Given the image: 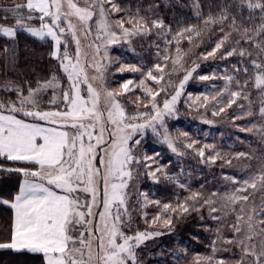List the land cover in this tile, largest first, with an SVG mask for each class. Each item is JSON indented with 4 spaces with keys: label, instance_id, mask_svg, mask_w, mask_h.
Here are the masks:
<instances>
[{
    "label": "snow or ice",
    "instance_id": "1",
    "mask_svg": "<svg viewBox=\"0 0 264 264\" xmlns=\"http://www.w3.org/2000/svg\"><path fill=\"white\" fill-rule=\"evenodd\" d=\"M192 7L196 17L202 18L200 0H193ZM233 9L240 10L241 14L247 9L250 26L246 27L243 21L238 22L236 15L232 14ZM121 11L114 0H24L23 3L13 0L10 5L0 0V12L4 13L0 20L12 19L15 22L14 26L0 24V33L15 38L17 32L22 30L41 41L51 38L53 50L50 56L58 61L69 82V87L64 88L55 74L37 80L35 87L26 81V88L15 87V100H0V158L28 165L12 168L0 164V172L16 173L23 177L11 199H0V204L8 205L13 210L8 238L0 240V250H9L17 255L39 254L43 257V264H142L137 250L149 238L162 234L140 231L132 226L128 190L139 175L138 166L143 164L146 169L144 174L157 182L160 178L158 173L168 180L174 179L163 173L161 167L152 168L159 154L155 157L145 154L143 159L134 154V149L142 142L136 137L139 135L143 138L150 129L173 152L177 151L165 118L175 114L184 86L195 72V67L184 69L186 53L180 48L181 40L186 38L191 43L193 34L199 38L200 30L197 26L189 25L176 32L172 40H165L166 45L175 42L176 54L164 55V65L158 63L154 66L157 74L154 75L153 69H149L139 84L129 79L119 88L109 89L104 76L108 67L105 63L108 45L118 43L121 36L127 39L146 35L153 29L158 30L157 35L165 37L171 33V26H166L163 19L145 20L139 17V10L136 17L114 22L110 20L112 12ZM36 19L40 21L39 27L31 25ZM73 19L78 23H73ZM203 22L209 27L219 26L222 33L215 47L202 54L205 59L214 58L221 49H225L222 59L233 55L248 59L251 72L249 67L240 69L235 66L234 71H242L249 79L243 84L237 81L240 90L230 91L234 77L225 76L224 89L219 95L231 97L226 107L235 104L236 98L249 101L244 117L259 115L262 123H253L241 131L255 132L264 140V0H233L231 6L219 8L215 15L209 12L207 17H203ZM126 24L131 27H126ZM225 25L228 26L227 31ZM234 32L239 39L230 44ZM81 36L84 39L93 36L88 45L94 50L91 59L83 52ZM73 42L75 50L70 52ZM241 43L249 44L255 55L252 50L238 47ZM101 49L104 50L103 55ZM4 51L7 53L9 49L5 47ZM169 61L173 65L172 72L183 70L185 74L179 85L175 86L174 94L163 99L161 106L158 98L166 89L154 91L146 85V81L159 84L164 79V68ZM89 68L97 75L89 77ZM119 71L139 72L141 69L126 65ZM212 78L207 75L199 77L200 80ZM249 83L261 97L258 113L252 110L249 95L243 91ZM57 88L60 89L59 96L55 94ZM134 88H142L144 95L143 98L137 96L134 101H129L136 108L135 112L129 113L121 98L133 93ZM49 90L53 91V97L46 106L42 104V98ZM203 99V106L207 108L209 98L205 96ZM212 100L219 107L218 98L213 96ZM240 107L243 109L242 105ZM225 110V107H219L218 111L213 110L212 115H220ZM160 129H163V133ZM183 135L187 137V133ZM195 144L192 141L185 147L194 149ZM205 149H213V146L200 147L197 154L201 158H205ZM218 156L217 153L206 157V160L214 163ZM236 158L252 157L242 152ZM225 179L240 184L223 197L225 207L235 206L241 201L248 203L255 192H264V166L243 181H237L235 177ZM139 195L144 198L142 207L151 203L160 204L159 201H149L147 193ZM200 199L201 193L193 192L176 207L164 204L168 218L163 220V225H172L169 210L172 213L179 211L181 216L189 213L190 209L199 211L195 203ZM188 201L193 203L189 205ZM203 206H208L210 215L219 211L211 197L203 200ZM144 217L146 219L147 213H144ZM212 218L218 220L219 216ZM244 219L243 215L237 214L236 223L231 225L236 236L244 230L241 227ZM159 220L158 213L152 223L156 224ZM246 226L249 234L243 239L232 238L224 242L235 243L241 248L242 256L238 264H246L248 257H251L252 264H264V203L259 209H251ZM257 237L260 238L259 244L256 243ZM203 259L207 264H212V257ZM196 264H201V258L196 259ZM218 264L225 262L220 260Z\"/></svg>",
    "mask_w": 264,
    "mask_h": 264
},
{
    "label": "trees",
    "instance_id": "2",
    "mask_svg": "<svg viewBox=\"0 0 264 264\" xmlns=\"http://www.w3.org/2000/svg\"><path fill=\"white\" fill-rule=\"evenodd\" d=\"M2 2L10 5L13 3V0H2ZM15 2L23 3L24 0H15ZM114 2L122 9L120 16L125 20L129 17H136L137 10H139V17L148 21L163 19L166 26H171V33L167 35V37L157 35L158 30L156 29H153L146 35L133 36L132 40L129 41L130 45H127V48L123 47L121 50L122 53L120 58L121 60H124L125 63L134 62L142 71L149 68L151 69L152 66L150 65L154 62L153 60L155 58L158 59L159 55L164 57L166 54L170 56L176 54L175 42L166 45L165 40H172L176 32L182 28H187L189 25H193L197 26L200 30L199 38L193 34L191 43H189L186 38L182 39L180 43L182 52L186 53V58L183 60L184 69H192L195 67V72H193L192 77L185 84L184 91L186 89L194 94H201L204 91H209L210 94L217 88H224V77L227 75L234 77L231 85L233 88L239 89L236 82L239 81L243 84L244 81L249 79V76L242 71H234L235 66L240 69L249 67V71L251 72V67L246 57L241 58L239 55H233L222 59L221 55L225 49H221L217 52L214 58L205 59L202 56V54L210 52L222 36L219 26H206L203 22V17H207L209 12L215 15L219 11V8L224 7L225 5L231 6L233 0H200L203 17L199 19L196 17L192 7L193 0H114ZM232 14L236 15L238 22L243 21L246 27L250 26L247 20V9H244L242 14L240 10L233 9ZM3 15L4 13L0 12V16ZM14 23L15 22L12 19H8L7 21L0 20V24L14 25ZM32 23L39 24L40 22L36 23L32 21ZM224 27L225 31H227L228 26L225 25ZM236 39H239V36L234 32L232 33V41L229 43L231 44ZM5 47H7L10 52L7 60L4 51ZM238 47L252 50L255 55V51L251 49V46L247 43H241ZM166 48L167 51L165 50ZM51 52L52 43L48 38L41 41L39 38L32 37L22 30L17 32L15 38H8L0 35V81L4 82L6 85L9 82L14 83V85H10L13 89L12 91H8L6 90V86L0 85V100H15L16 94L14 89L16 86L19 85L26 88L27 85L25 82L28 81L33 87H35V82L37 80L47 79L53 74L59 77L60 84L62 85V71L59 67L58 61L50 56ZM177 73L183 74L184 71L180 70ZM205 75L213 78L209 80L199 79L200 76ZM119 77L127 78L129 76L123 72ZM138 79L139 76L136 75L134 80ZM150 83L151 82L148 81V84ZM56 91L58 90L56 89L55 92ZM243 91L249 95L254 111L257 112L261 106V97L258 91L252 87L251 83H249ZM174 92V89L170 90L165 98H169ZM133 93H129L127 96L131 99L133 98L132 101H134L137 96L143 98L144 94L142 88H134ZM46 94L50 96L53 94V91L49 90ZM182 109L183 114H178L182 112ZM200 111L201 109L190 110V108H187V104L185 105V99L181 96L177 102L174 115L181 116H179L177 124L182 126V124L185 123L186 128L184 130L188 132L189 138L193 141L196 140V144L194 145L195 150L186 148L185 145L182 146V139L178 140L179 148L182 149V152L184 153L183 155H185V157L181 158L182 164L186 166V170H188L190 174L194 176L198 175V179H205V177L210 176L211 172L215 169L213 165L206 160L207 155L211 153V149H205V158H201L197 152L200 147H203L212 139L211 130L213 129L215 131L216 128L214 126H211V128L210 124L203 122L202 119L195 116L198 115ZM184 114H186V116H184ZM208 115L209 112H207V116ZM230 116H234V113H231V111ZM184 119L185 122L183 121ZM173 122H175V120ZM173 125H176V123ZM216 126L219 127L216 132H219L220 125ZM146 133L148 136H151L148 137V140L137 147V156L143 159L145 154L150 157H155L159 154L156 162L152 163V168L155 169L159 166L167 176L178 180V178L181 177V174L178 172L179 166L177 165V162L171 159V154L165 147L166 144L162 143L154 134H151L149 129ZM229 140L228 137L225 138L224 143H228L227 141ZM228 145H231V143ZM261 149L263 148H260V154H262L263 151ZM0 164L12 168L28 166L21 162H7L4 161L3 158H0ZM249 164L253 165L252 171L257 173L261 167L264 166V155H258V153H255L254 162L251 160ZM138 168L139 175L137 181L139 184L138 186H135L137 192L139 189L145 188L150 197L160 199V202L163 200H169L168 198L173 197V195L180 192V190H177L178 187L174 180H168L163 174L158 173L157 175H159L160 178L157 182L153 178L144 174L146 169L143 164L139 165ZM22 178L23 177L20 174L0 172V199H11V197L17 192L19 182ZM262 193L264 196V192ZM135 196L137 198L133 197L134 201L139 198V194H136ZM262 198L263 197H261L260 200L264 203V198ZM155 206L157 207L158 205L151 204L149 211L154 212L156 209L154 208ZM184 217L185 223H180V225H178L177 223L181 221L176 214L174 215V218L177 219V223L173 228V232L174 230L175 232L172 234V242L175 241L176 243H173L172 245L176 247V245L178 246L181 244L183 249H188V251L193 252L198 250L197 242L198 240H201V234L204 233L202 230L203 226L201 224L199 225L196 221H190L192 216ZM12 218L13 213L10 206L0 204V240H6L8 238ZM138 222L139 216L135 214V216L132 217L133 229H138ZM173 235L175 236L173 237ZM153 249L154 248H152V250ZM154 251L155 249L153 252ZM0 264H43V257L39 254L17 255L9 250H0Z\"/></svg>",
    "mask_w": 264,
    "mask_h": 264
},
{
    "label": "rangeland",
    "instance_id": "3",
    "mask_svg": "<svg viewBox=\"0 0 264 264\" xmlns=\"http://www.w3.org/2000/svg\"><path fill=\"white\" fill-rule=\"evenodd\" d=\"M84 6V5H81ZM118 19H123L120 16V12H112L110 14V20L116 21ZM33 22L39 23L40 21L38 19L33 20ZM73 23H78L75 19H73ZM40 24V23H39ZM39 24H33L31 22V25L33 27H39ZM4 26H14V25H8L3 24ZM126 27H131L130 25H125ZM79 27V25H78ZM94 27V26H93ZM27 33V32H26ZM30 35L29 33H27ZM0 35L5 36L3 33H0ZM94 35V34H93ZM31 36V35H30ZM7 37V36H5ZM33 37V36H32ZM12 38V37H8ZM37 38V37H35ZM67 38V37H64ZM133 38L129 37L127 39L123 38L122 36L119 38V42L116 44L108 45L107 47V54L108 59L105 61V63L108 64V67L104 73L105 76V84L109 89H117L119 88V85L123 83L126 80H133L134 83L139 84V81L144 78V74L148 72L147 69L145 71H139V72H128L125 71V74H127L129 77L120 78L121 72L119 69L122 66L126 65H135L133 63H125L124 60H121L120 56L122 53V48L126 47L129 44V41H131ZM51 41V38H48ZM81 39V45L84 53H87L88 58L91 59L94 55V50L90 47H88L89 43L92 41L93 36H90L88 39H84L83 36L80 37ZM52 43V50H53V42ZM96 43H100V41H96ZM75 50V44L72 43L69 51L74 52ZM63 51V48L61 49ZM103 49H101V55H103ZM10 52L8 51L6 53V60L9 57ZM175 55V54H174ZM173 55V56H174ZM163 57V56H162ZM161 57V55L158 56V59L155 58L153 63L150 65L152 66L151 69H153V74H157L155 72L154 66L156 64L164 65V60ZM186 58V55H184V59ZM99 59V57H97ZM81 60L83 62L84 57H81ZM110 61V63H109ZM173 65L171 62H168V65L166 68H164V79L160 81L159 84H157L155 81H150L151 83L148 84V81H146V85L148 87H151L154 91H159L161 88H165L166 92L161 93V97L158 98V102L161 104L163 103V99L165 98L169 91L174 89L175 86L179 85L180 80L183 79V74H178L177 72H172ZM89 77L97 75V73L89 68L87 69ZM169 73H172L169 75ZM63 75V84L62 86L64 88L69 87V82L67 80L66 75L62 72ZM139 76L138 80H134L135 76ZM60 83V81H59ZM0 85L6 86V88L12 89L10 85H14L13 82L7 83V85L0 81ZM224 88L220 87L216 90H213L210 94L209 91L203 92L201 94H194L190 91H187L183 89L181 96L185 99V105L187 104V108H190V110H200L198 115L199 119H202L203 122H206L207 124H210L211 126H214L216 130H211L212 132V139L206 143V145H212L213 149H211V153L207 155L208 156H215L217 153L219 154L218 158L215 160V162L209 161L213 167L215 168L211 175L208 177H205V179H198V175L194 176L186 170V166L182 164L181 158L185 157V155H181L182 149L179 147L178 140L182 139V146L186 145L187 142L191 143L193 140L189 138V134L184 129L186 128V124L183 123L182 126H179L177 124V120L179 119L180 115H173V117H166L165 118V124L167 126L168 133L171 135V137L175 140V146L177 151L173 152L167 145L165 146L169 153L171 154V159L177 162V165L179 166L178 172L181 174V177L177 179H173L176 183V186L178 187L177 190H180L179 193H176L173 195V197L168 198L169 200H163L160 202V199L152 198L149 196V193L146 191L145 188L139 189V191H136L135 186H138L137 178L132 181V186L129 188V201H128V210L131 214V216H139V227L138 230L140 231H151V232H160L162 233L159 236H154L146 240L140 248L137 250L138 256L142 264H196V259L199 257L201 258V264H207V262L203 259L206 257H212V264H218V261L223 260L225 264H238V262L241 259L242 251L241 248L233 243V244H227L224 241L226 239H243L246 235H248L246 221L249 214H251L252 208L259 209L260 205L262 204L260 198L263 197L262 191H257L253 194L252 197H250V200L248 203L244 202H238L235 206L229 205L228 207H225V201L223 197L225 194L232 193L236 188L240 187V184H233L231 181L226 180L225 177H235L237 181H243L244 179H247L249 176L254 175L255 173L252 171L253 165H250L249 162L252 160L254 162L255 160V153H258V155H264V140L260 138V136L255 132H246L241 131V129H246L252 126L253 123L259 124L262 123L259 115H256L254 117H244V111H246L249 107V101L244 100L242 97L236 98V103L233 104L231 107H226L228 104L229 99L231 97L227 94L219 95ZM58 91L55 92L57 96L60 94V89L57 88ZM230 91H238L240 89L233 88L232 85L230 86ZM143 91V89H142ZM16 94V93H15ZM26 94V91H25ZM144 94V93H143ZM174 94V93H173ZM171 94V95H173ZM170 95V96H171ZM130 96V95H129ZM169 96V98H170ZM189 96L191 99H189ZM207 96L209 99L206 102L208 107L205 108L203 105L205 103L204 97ZM216 96L219 100V107H225L226 110L224 113H221L220 115L213 116L212 112L213 110L218 111L219 107L216 105V101L212 100V97ZM53 94L48 96L45 94L42 98V104L48 106L49 101L52 99ZM197 97L200 99L197 100ZM16 99V97H15ZM133 100V98H121V102L125 104L127 110L129 113L135 112L136 108L135 105L129 104V101ZM261 101V100H260ZM146 102V101H145ZM131 105V106H128ZM177 105V104H176ZM179 105V104H178ZM192 105V106H191ZM243 106V109L240 106ZM194 106V107H193ZM51 107V106H49ZM63 107V105H61ZM196 107V108H195ZM184 109V108H183ZM183 109L181 113L183 114ZM45 110H48L47 108ZM252 110L254 111L253 104H252ZM231 113H234V116H230ZM207 112H209V115L207 116ZM255 112V111H254ZM258 113V111H257ZM194 115V114H193ZM186 116V114H184ZM181 117V116H180ZM234 117H237V119H233ZM244 117V118H239ZM175 120V122H173ZM185 122V119L183 120ZM208 121H211V123H208ZM176 123V125H173ZM216 125H220V131L216 132L219 127ZM183 128V129H182ZM212 128V127H211ZM214 128V129H215ZM150 133L151 130L149 129ZM161 133H163V129L159 130ZM187 133V137H185L183 134ZM151 135H145L143 138H141L139 135L136 137L137 139H142V142H145L148 140V137ZM179 137L178 139H176ZM229 138L230 140L227 141L228 143H224L225 138ZM196 141V140H195ZM231 145H228L230 144ZM234 144V145H232ZM238 147V149H237ZM260 148H263L261 150L262 154H260ZM259 150V151H258ZM247 153L249 156H251V159L248 158H239L237 159V154L239 153ZM134 154L138 155V148L134 149ZM184 154V153H183ZM260 157V156H259ZM231 161V163H227V161ZM250 165V166H249ZM180 185H184L185 187H180ZM193 192H199L201 193V199L195 203V207L199 209V211L191 210L189 213L184 214L181 216L179 214V211L176 213H172L169 210V215L172 219V225L171 226H164L163 220L168 218L165 215V210L163 209L164 204H171L172 207H176L177 204L182 203L185 201V198L189 197ZM140 193H147V199L149 201H159L160 206L154 207L156 208L154 212H150L149 208L151 204H147L146 207H142L144 205V198L140 195L137 200H133L134 198H137L135 195ZM213 193H216L215 196H212ZM209 197L212 198V200L215 201V206L219 210L217 213L209 214V208L208 206L201 207L203 200L208 199ZM262 198V199H263ZM260 200V201H259ZM193 202L188 201V204L191 205ZM233 207L235 208V211H233ZM241 209H243V212L241 213ZM144 213H147V217L145 219ZM160 214V220L156 223H152L153 217H155L157 214ZM177 215L179 217V220L181 222L177 223V219L174 218V215ZM237 214H241L244 216V220L241 221V227L244 229L239 236H236L231 225L236 223V217ZM219 216V219H213L212 216ZM184 216H192L190 221H196L203 226L202 230L204 233L201 234V240H198V250L196 251H188V249H183L182 245L179 244L178 246L174 247L172 244L176 243L175 241L172 242V234L173 228L175 227V224L178 225L185 223V217ZM183 218V219H181ZM147 220V222H146ZM178 220V221H179ZM132 234V233H129ZM175 235H173L174 237ZM260 238L257 237L256 243L259 244ZM197 241V240H195ZM213 241H215V244H213ZM152 248L155 249L153 252ZM213 248H215V252L213 251ZM186 250V251H185ZM246 264H252L251 257L246 258Z\"/></svg>",
    "mask_w": 264,
    "mask_h": 264
},
{
    "label": "crops",
    "instance_id": "4",
    "mask_svg": "<svg viewBox=\"0 0 264 264\" xmlns=\"http://www.w3.org/2000/svg\"><path fill=\"white\" fill-rule=\"evenodd\" d=\"M5 114H7V112H5ZM30 119H31V118H29V120H30ZM22 179H23V178H22ZM22 179H21V180H22ZM12 213H13V210H12Z\"/></svg>",
    "mask_w": 264,
    "mask_h": 264
}]
</instances>
